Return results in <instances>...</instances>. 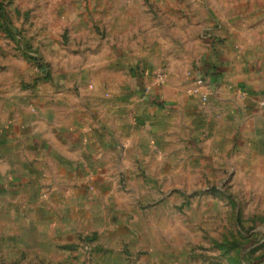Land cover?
I'll list each match as a JSON object with an SVG mask.
<instances>
[{"label":"rangeland","instance_id":"374dc122","mask_svg":"<svg viewBox=\"0 0 264 264\" xmlns=\"http://www.w3.org/2000/svg\"><path fill=\"white\" fill-rule=\"evenodd\" d=\"M234 38L264 45V0H0V126L29 124L40 96L45 109L59 91L107 90L105 71L140 59L158 61L161 84L190 82ZM179 150L188 163L174 177L105 211L87 192L78 210L27 209L39 191L4 178L0 155V264H264V195L243 193L203 148Z\"/></svg>","mask_w":264,"mask_h":264},{"label":"crops","instance_id":"0c3cea01","mask_svg":"<svg viewBox=\"0 0 264 264\" xmlns=\"http://www.w3.org/2000/svg\"><path fill=\"white\" fill-rule=\"evenodd\" d=\"M126 65L102 74L107 90L59 91L45 109L49 96H40L29 124L0 126L8 147L0 152L2 176L39 191L25 196L24 207L78 210L87 192L105 211L130 195L153 194L150 180L174 177L176 164L188 163L184 147L203 148L223 177L244 181L243 193L264 195L263 43L213 45L190 82L169 76L159 83L153 58ZM77 225L70 220L64 229Z\"/></svg>","mask_w":264,"mask_h":264},{"label":"built area","instance_id":"2783aa9c","mask_svg":"<svg viewBox=\"0 0 264 264\" xmlns=\"http://www.w3.org/2000/svg\"><path fill=\"white\" fill-rule=\"evenodd\" d=\"M163 78H164V76L161 73L156 74V79L159 81V83L162 82ZM198 83H202V81L199 80ZM203 99H205V98H203Z\"/></svg>","mask_w":264,"mask_h":264}]
</instances>
